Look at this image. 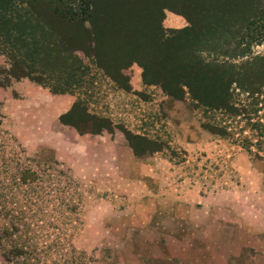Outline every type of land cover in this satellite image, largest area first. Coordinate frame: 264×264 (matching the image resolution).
<instances>
[{"label":"rangeland","instance_id":"1","mask_svg":"<svg viewBox=\"0 0 264 264\" xmlns=\"http://www.w3.org/2000/svg\"><path fill=\"white\" fill-rule=\"evenodd\" d=\"M83 6L64 22L52 0H0V264L20 239L51 262L72 247L92 264H264V102L234 83L247 111L230 115L175 92L185 0ZM13 59L43 83L10 77Z\"/></svg>","mask_w":264,"mask_h":264},{"label":"trees","instance_id":"2","mask_svg":"<svg viewBox=\"0 0 264 264\" xmlns=\"http://www.w3.org/2000/svg\"><path fill=\"white\" fill-rule=\"evenodd\" d=\"M52 1L56 6L53 7L55 8L53 14L62 18L64 22L76 21L79 16L77 17L76 12L72 14L71 10L76 7L81 8L90 2V0H68L67 3L59 0ZM78 1H80L79 5H77ZM185 3L186 8L189 9L190 26L184 30L187 35L184 39L182 38L185 41L180 53L184 61H182V69L180 71L178 69L177 72L176 67V74L169 76L172 83H175V92L180 91L184 94V87H188L192 97L206 108L226 109L230 115H239L247 109L229 103V98L232 97L231 85L236 83L243 91L250 94L252 106L262 104L264 102L261 98L264 95V54L252 52L254 43L264 41V6L260 4V0H185ZM92 17L87 9L82 20L92 21ZM138 17L134 16L137 20ZM140 19L141 24L155 28L157 40L162 42L160 17L145 16ZM121 20L120 17L115 18V23L120 35L124 36L128 33V28ZM225 44L226 48H222ZM65 50L69 54L73 51L70 48ZM95 57L97 58V55ZM236 58L241 60L235 63ZM13 61L8 70L10 77L16 79L29 77L40 84L43 83L41 76L34 75L35 64L19 63L14 59ZM101 68L110 75L107 67L101 66ZM156 77L157 75L154 74L152 80L156 81ZM65 90V88L58 89L60 92ZM253 110L259 112L260 107H255ZM253 125L258 127L262 123L259 122L258 126ZM205 126L214 133L218 130L226 133L224 129H219L215 125L206 124ZM101 127L104 128L103 125ZM11 228L17 230L15 225ZM4 233L0 230V249L3 247ZM20 240L5 255L7 264H92L93 261L84 253L77 255V251L70 247L66 252L61 253L57 261L51 262L48 253L43 254L40 249L33 247V244Z\"/></svg>","mask_w":264,"mask_h":264}]
</instances>
